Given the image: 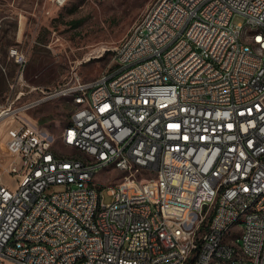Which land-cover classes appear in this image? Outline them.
<instances>
[{
  "label": "built area",
  "instance_id": "1",
  "mask_svg": "<svg viewBox=\"0 0 264 264\" xmlns=\"http://www.w3.org/2000/svg\"><path fill=\"white\" fill-rule=\"evenodd\" d=\"M241 12L253 19L234 24ZM151 28L166 37L133 51ZM263 30L264 0H156L112 68L1 108L0 123L13 121L0 152V264H264ZM9 57L22 76L25 54ZM65 90L76 97L58 141L75 154L21 115ZM99 164L123 172L111 202ZM54 185L64 188L47 193Z\"/></svg>",
  "mask_w": 264,
  "mask_h": 264
},
{
  "label": "rangeland",
  "instance_id": "2",
  "mask_svg": "<svg viewBox=\"0 0 264 264\" xmlns=\"http://www.w3.org/2000/svg\"><path fill=\"white\" fill-rule=\"evenodd\" d=\"M155 1L0 0V109L8 107L19 92L24 94L11 106L12 110L53 92L75 73L90 80L112 68L114 47ZM245 20L241 14L231 18L234 24ZM13 46L18 47L27 59L22 76L18 65L9 57ZM68 100L62 96L53 97L22 111L21 115L35 122L55 140V146L63 153L75 154L58 141L62 129L70 121ZM40 119L44 122L40 123ZM12 121L0 123V152L4 147L6 126ZM0 163L6 164L7 158L0 155ZM122 174L113 166L96 173L95 179L103 186L105 203L112 201L107 189L120 180ZM63 188L54 185L46 192Z\"/></svg>",
  "mask_w": 264,
  "mask_h": 264
},
{
  "label": "bare ground",
  "instance_id": "3",
  "mask_svg": "<svg viewBox=\"0 0 264 264\" xmlns=\"http://www.w3.org/2000/svg\"><path fill=\"white\" fill-rule=\"evenodd\" d=\"M241 15L245 17L246 20L253 19V12H241ZM230 33H237V26H230ZM166 29L165 28H151L145 29V36L137 38L135 44H133V51H140L144 47L150 46V38H165ZM263 44H264V30H263ZM62 95H55L59 97ZM63 97L71 100L76 97V90H65L63 91ZM3 123V122H1ZM107 164H99L95 166L94 179L96 173L103 168H106ZM240 222V215H230L229 223ZM230 261H238V254H230ZM202 264H228V257L225 255H217V259L208 258L205 263Z\"/></svg>",
  "mask_w": 264,
  "mask_h": 264
},
{
  "label": "trees",
  "instance_id": "4",
  "mask_svg": "<svg viewBox=\"0 0 264 264\" xmlns=\"http://www.w3.org/2000/svg\"><path fill=\"white\" fill-rule=\"evenodd\" d=\"M39 122H40V123H43V122H44V120H43V119H40V120H39Z\"/></svg>",
  "mask_w": 264,
  "mask_h": 264
}]
</instances>
